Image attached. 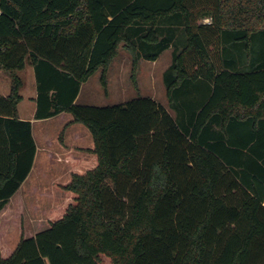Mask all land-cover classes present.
<instances>
[{
  "label": "trees",
  "instance_id": "trees-1",
  "mask_svg": "<svg viewBox=\"0 0 264 264\" xmlns=\"http://www.w3.org/2000/svg\"><path fill=\"white\" fill-rule=\"evenodd\" d=\"M121 44L134 79L141 60L173 48L163 77L174 116L151 97L75 103L99 69L107 89ZM27 65L35 118L70 113L98 157L30 237L19 188L36 143L17 114ZM0 69L11 78L0 229L21 234L13 250L0 240V264H264V0H0Z\"/></svg>",
  "mask_w": 264,
  "mask_h": 264
},
{
  "label": "crops",
  "instance_id": "crops-1",
  "mask_svg": "<svg viewBox=\"0 0 264 264\" xmlns=\"http://www.w3.org/2000/svg\"><path fill=\"white\" fill-rule=\"evenodd\" d=\"M168 49L172 50L173 56V48L170 47ZM31 68L30 76L21 89L23 99L18 104L17 112L20 119L31 121L32 134L36 143V154L33 167L19 188V192L23 199L24 212L26 213L25 219L29 223H27L28 225L26 227L27 236L29 237L35 236L36 233L47 227L52 219L54 220V218L60 217L63 214L70 202V194L63 186L70 183L73 174L86 172L87 170L95 168L98 164V157L92 152L94 140L91 132L85 125L72 122L73 116L70 113L64 111L51 118H35L38 92L34 69L33 67ZM107 82L109 81L107 80ZM84 84L81 87L75 103L84 104L80 102ZM10 91L11 85L8 86L7 91L0 89V94L8 96ZM106 92H109L108 84ZM150 97L162 104L171 115L174 116L173 111L169 108L167 92L165 99H160L156 93H152ZM126 101L128 100H125V102ZM25 109L28 111L25 112ZM54 120H59L61 127L65 123V127L61 128L57 135L45 129V126H36L37 123L42 124ZM62 131L63 134L61 137ZM50 172H52L53 175L48 177V173ZM46 178H48L47 181L52 184L50 188L48 184H43ZM34 214L39 215L35 217ZM38 219L42 227L35 228L34 220ZM40 219H46L47 221L42 223ZM16 232L17 231L0 229V238L2 239V234L8 237L7 239L6 237L4 238L6 247L9 246V238L13 236L14 233L16 234ZM17 243L18 241H16V243L14 242L13 245L16 246Z\"/></svg>",
  "mask_w": 264,
  "mask_h": 264
},
{
  "label": "rangeland",
  "instance_id": "rangeland-1",
  "mask_svg": "<svg viewBox=\"0 0 264 264\" xmlns=\"http://www.w3.org/2000/svg\"><path fill=\"white\" fill-rule=\"evenodd\" d=\"M171 58L172 50L167 49L156 61H140L139 68L134 79L132 76V57L130 53L125 49L124 45L121 44V46L119 47L118 55L114 58L107 71L109 92H106V88L102 84V69H99L84 84L80 102L87 105L109 106L125 102V100H129L137 96L150 97L152 96V93H156L160 99H165L167 89L164 82L163 72L169 67ZM31 67V65H27V68L20 72L25 82H27L30 76L32 69ZM10 85V76L4 70L0 69V89L7 91V88ZM27 111L28 110L25 109V112ZM64 124L61 127L60 121L54 120L51 122H44L42 124L37 123L36 126H45V129L49 130L53 134L56 133L57 135V133L60 132L59 130L65 127ZM52 175V172L48 173V177H51ZM47 180L48 178L44 179L43 184H48V187L50 188V185L52 184ZM38 215L39 214H34L35 217H37ZM24 216L26 217V213H24ZM25 217L24 227L27 232L26 227L29 223L26 221ZM58 218L59 216L54 218V220ZM40 221L44 223L47 220L40 219ZM34 223L35 228L42 227V225L39 224V219L34 220ZM48 226L49 225H47V227ZM13 231L17 232L9 238V246L6 247L4 241V238L6 237L5 234H2V239L0 238L1 243L6 250H13L16 247L15 245H13L14 242L16 243V241L19 242L20 240L21 234L19 227L13 229ZM7 238L8 237H6V239ZM5 254H7V251H5Z\"/></svg>",
  "mask_w": 264,
  "mask_h": 264
},
{
  "label": "built area",
  "instance_id": "built-area-1",
  "mask_svg": "<svg viewBox=\"0 0 264 264\" xmlns=\"http://www.w3.org/2000/svg\"><path fill=\"white\" fill-rule=\"evenodd\" d=\"M201 22L202 23H209V22H211V18L210 17L203 18Z\"/></svg>",
  "mask_w": 264,
  "mask_h": 264
}]
</instances>
